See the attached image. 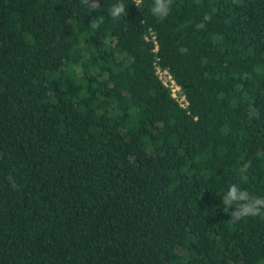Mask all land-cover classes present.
Wrapping results in <instances>:
<instances>
[{
  "label": "trees",
  "instance_id": "16d2710c",
  "mask_svg": "<svg viewBox=\"0 0 264 264\" xmlns=\"http://www.w3.org/2000/svg\"><path fill=\"white\" fill-rule=\"evenodd\" d=\"M152 2L0 0V264H264V0Z\"/></svg>",
  "mask_w": 264,
  "mask_h": 264
},
{
  "label": "clouds",
  "instance_id": "9594fccd",
  "mask_svg": "<svg viewBox=\"0 0 264 264\" xmlns=\"http://www.w3.org/2000/svg\"><path fill=\"white\" fill-rule=\"evenodd\" d=\"M80 3L89 10H95L97 7V0H80ZM133 4L137 9H143L144 0H133ZM172 4L173 0H153L149 11L158 20H163L169 15ZM125 15H127V8L123 2H117L111 6L110 16L113 19H118ZM103 23L104 18L101 16L99 18L94 17L89 25L95 30L99 29ZM251 167L252 162L250 160L245 161L239 171L242 175H246ZM9 183L13 188H16L13 177H9ZM222 204L223 212L230 216L229 221L233 224L247 217H260L264 219V196L254 195L238 184L233 183L228 186L227 190L223 193Z\"/></svg>",
  "mask_w": 264,
  "mask_h": 264
},
{
  "label": "built area",
  "instance_id": "2783aa9c",
  "mask_svg": "<svg viewBox=\"0 0 264 264\" xmlns=\"http://www.w3.org/2000/svg\"><path fill=\"white\" fill-rule=\"evenodd\" d=\"M157 72H158L159 76L162 77V82L164 84H168L169 85L172 95H176L177 92H178V85L176 83H174V80L170 77V75L165 70H158L157 69ZM179 98H178V100H181Z\"/></svg>",
  "mask_w": 264,
  "mask_h": 264
},
{
  "label": "rangeland",
  "instance_id": "374dc122",
  "mask_svg": "<svg viewBox=\"0 0 264 264\" xmlns=\"http://www.w3.org/2000/svg\"><path fill=\"white\" fill-rule=\"evenodd\" d=\"M174 91H175V90H174ZM179 99H181V97H180Z\"/></svg>",
  "mask_w": 264,
  "mask_h": 264
}]
</instances>
